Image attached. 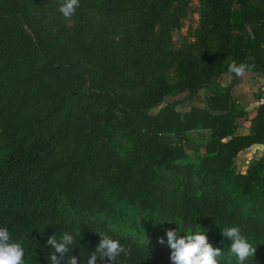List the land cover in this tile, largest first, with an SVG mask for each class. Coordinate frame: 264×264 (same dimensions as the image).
Instances as JSON below:
<instances>
[{"label":"trees","instance_id":"1","mask_svg":"<svg viewBox=\"0 0 264 264\" xmlns=\"http://www.w3.org/2000/svg\"><path fill=\"white\" fill-rule=\"evenodd\" d=\"M171 1L80 0L74 29L50 34L43 21L63 0H0V227L26 264H49L47 239L64 232L74 236L65 260L87 264L103 232L131 250L116 264H172L168 230L205 232L220 264H237L221 232L233 226L256 247L244 264H264V158L235 162L264 143V103L236 134L246 111L230 97L234 78L210 80L223 55L198 64L152 36ZM203 2L206 25L226 22L231 59L264 70V0ZM98 19L120 20L124 34L104 36ZM208 85L211 110L176 108ZM194 127L210 130L198 157Z\"/></svg>","mask_w":264,"mask_h":264},{"label":"clouds","instance_id":"2","mask_svg":"<svg viewBox=\"0 0 264 264\" xmlns=\"http://www.w3.org/2000/svg\"><path fill=\"white\" fill-rule=\"evenodd\" d=\"M80 6V0H63L59 6V12L66 18L71 19ZM250 66L233 61L228 71L236 76H243ZM222 235L231 241L229 246L230 255L236 257L237 264L244 262L255 256L256 247L248 241L241 233L239 227H225L221 229ZM100 242L87 259V264H97V259L105 261L106 264H116L117 258L123 254L128 256L131 250L123 246L119 240L113 239L106 233L97 232ZM168 244L172 249L170 259L172 264H220L218 258L223 256V249L214 246L209 242L205 232L196 230L180 236L176 230L167 231ZM160 243H164L163 238ZM47 244L52 251L47 260L49 264H79V257L75 255L65 257L69 253V248L74 244V236L64 232L59 239L52 235L47 239ZM0 264H26L25 250L19 240H14L7 227H0Z\"/></svg>","mask_w":264,"mask_h":264},{"label":"rangeland","instance_id":"3","mask_svg":"<svg viewBox=\"0 0 264 264\" xmlns=\"http://www.w3.org/2000/svg\"><path fill=\"white\" fill-rule=\"evenodd\" d=\"M203 10V0H172L167 11L164 12L163 18L155 23L152 36L164 43L167 51L171 54L177 52L180 57H185L188 54L193 55L198 64L207 65L213 58L216 59L223 55L221 70L210 75V80L216 81L222 74L228 72V68L233 62L231 54L226 50L231 33L226 28V22L206 25L202 17ZM76 20L75 15L69 20L60 12H52L45 16L43 24L45 32L50 34L61 28L70 32L74 29ZM98 22L101 27L103 25L105 28L101 31L104 36L111 37L113 35L116 36L114 38H119L124 34V27L120 20L98 19ZM95 29L98 34L99 28ZM232 30L231 32H233ZM164 64H166L165 72L171 75L169 76L171 81L178 79L183 74L180 68L177 73L175 66L169 61ZM187 65H190L189 60H186V72L194 68V66L188 68ZM169 97L171 96H165V100ZM157 108V106L153 107L152 111H156Z\"/></svg>","mask_w":264,"mask_h":264},{"label":"crops","instance_id":"4","mask_svg":"<svg viewBox=\"0 0 264 264\" xmlns=\"http://www.w3.org/2000/svg\"><path fill=\"white\" fill-rule=\"evenodd\" d=\"M262 48L264 49V43ZM257 52L264 55V52L260 50ZM231 78H234V81L230 86V97L236 100V106L246 111L244 115L236 117L237 128L235 133H247L250 129L251 119L257 111V106L260 104L258 101L260 95L258 96V94L262 95L264 92V70H254L250 68L243 76L239 77L228 71L217 79L219 87L222 88L226 86ZM210 94H212V86H203L194 96L179 102L176 108L181 112L190 109L191 106L210 109L207 104V97ZM173 98L174 97L171 96L167 98V100ZM186 134L192 141L198 144V153L192 154V157H198L199 154L204 152L205 144L210 138V130L208 128L194 127L189 129ZM190 151L189 149L188 152ZM261 157L264 158V143L254 142L237 153L235 162L239 169L244 170L248 164L247 160L250 162Z\"/></svg>","mask_w":264,"mask_h":264},{"label":"built area","instance_id":"5","mask_svg":"<svg viewBox=\"0 0 264 264\" xmlns=\"http://www.w3.org/2000/svg\"><path fill=\"white\" fill-rule=\"evenodd\" d=\"M258 101H259V103H264V92H263L262 95L259 96ZM247 162L249 163L248 160H247ZM247 162H246V163H247Z\"/></svg>","mask_w":264,"mask_h":264}]
</instances>
